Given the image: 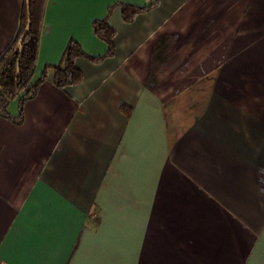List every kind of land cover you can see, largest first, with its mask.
<instances>
[{
  "label": "crops",
  "instance_id": "0c3cea01",
  "mask_svg": "<svg viewBox=\"0 0 264 264\" xmlns=\"http://www.w3.org/2000/svg\"><path fill=\"white\" fill-rule=\"evenodd\" d=\"M123 22L113 58L77 60L0 117V260L264 264V0H158ZM23 0H0V55ZM118 2L48 0L36 79ZM19 99L9 113L17 117Z\"/></svg>",
  "mask_w": 264,
  "mask_h": 264
},
{
  "label": "trees",
  "instance_id": "16d2710c",
  "mask_svg": "<svg viewBox=\"0 0 264 264\" xmlns=\"http://www.w3.org/2000/svg\"><path fill=\"white\" fill-rule=\"evenodd\" d=\"M149 7H139L132 4L118 2L109 8L105 18L92 21L94 35L107 45V53L102 57H93L81 49V45L75 39H70L62 61L58 65L47 66L40 78L35 77L40 42L43 30L45 11L48 0H23L20 13V25L16 36L10 45L2 51L0 55V117L11 118L21 121L23 118V105L27 100L34 98L39 87L48 80L49 72H52L53 83L61 89L78 86L85 75L78 66L77 60L87 59L92 63H100L102 59L113 58L116 54V33L117 31L110 25L109 16L114 8L118 7L122 11L123 22L131 23L137 15L157 6L158 0H149ZM27 24L30 25L29 33L24 36ZM19 99L20 112L17 117L11 116L9 106L11 102Z\"/></svg>",
  "mask_w": 264,
  "mask_h": 264
},
{
  "label": "water",
  "instance_id": "95a60500",
  "mask_svg": "<svg viewBox=\"0 0 264 264\" xmlns=\"http://www.w3.org/2000/svg\"><path fill=\"white\" fill-rule=\"evenodd\" d=\"M27 25L28 26H27V28L25 30L24 36H26L29 33V31H30V25L29 24H27Z\"/></svg>",
  "mask_w": 264,
  "mask_h": 264
},
{
  "label": "built area",
  "instance_id": "2783aa9c",
  "mask_svg": "<svg viewBox=\"0 0 264 264\" xmlns=\"http://www.w3.org/2000/svg\"><path fill=\"white\" fill-rule=\"evenodd\" d=\"M0 264H8V263H6V262L0 260Z\"/></svg>",
  "mask_w": 264,
  "mask_h": 264
}]
</instances>
